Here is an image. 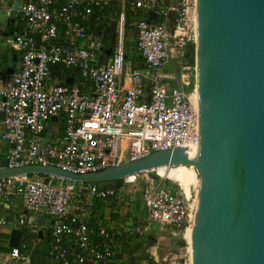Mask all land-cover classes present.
Listing matches in <instances>:
<instances>
[{
  "label": "built area",
  "instance_id": "1",
  "mask_svg": "<svg viewBox=\"0 0 264 264\" xmlns=\"http://www.w3.org/2000/svg\"><path fill=\"white\" fill-rule=\"evenodd\" d=\"M18 4L8 13L17 11L24 28L4 43L19 53L20 66L0 78V159L7 158V167L56 166L84 174L158 150L198 147L196 86L184 59L197 37L196 0ZM175 57L179 66L171 75L163 68ZM64 68L79 80L65 76ZM43 175L1 178L0 197L18 198L28 212L53 219L45 253L52 264H106L119 253L111 228L90 221L97 199L124 206L139 199L146 221L173 236L184 237L193 225L194 196L157 170L127 176L118 186ZM34 254V247L20 244L0 252V264H33Z\"/></svg>",
  "mask_w": 264,
  "mask_h": 264
},
{
  "label": "water",
  "instance_id": "2",
  "mask_svg": "<svg viewBox=\"0 0 264 264\" xmlns=\"http://www.w3.org/2000/svg\"><path fill=\"white\" fill-rule=\"evenodd\" d=\"M196 22L195 158L176 147L84 174L44 165L10 168L3 158L0 179L39 173L109 183L162 166L194 165L200 183L193 264H264V0H196ZM14 71L8 65L1 78ZM22 235L13 228L10 247H19Z\"/></svg>",
  "mask_w": 264,
  "mask_h": 264
},
{
  "label": "crops",
  "instance_id": "3",
  "mask_svg": "<svg viewBox=\"0 0 264 264\" xmlns=\"http://www.w3.org/2000/svg\"><path fill=\"white\" fill-rule=\"evenodd\" d=\"M19 1L0 0V78L4 75L5 68L12 64L10 61L20 60L19 53L7 48L4 43L6 36L22 31L24 28V20L17 11L8 13V8L11 5L15 8V3ZM8 52H10L9 57ZM19 66L20 63L14 68L17 69ZM0 217L6 220L5 224H0V252L2 254H6L11 248L9 240L12 229L19 228L23 231L20 244L28 245L29 243L35 248L33 264H52V259H48L45 255L52 239L50 223L53 219L51 217L37 216L28 212L18 198L6 201L2 197H0ZM22 218L26 223H20ZM90 221L107 224L111 228L113 241L120 245L119 253L106 264H161L160 259L164 257H158L161 247L171 249L172 246L171 242H166L169 237L173 236L171 232L166 230L163 234V231L157 228L159 227L157 224L146 221L145 211L139 199L134 205L129 206L111 200L97 199ZM43 222L45 226L41 227ZM34 224L37 225L36 228H33ZM144 226L147 227L146 231H141ZM163 242L166 244L162 245Z\"/></svg>",
  "mask_w": 264,
  "mask_h": 264
},
{
  "label": "rangeland",
  "instance_id": "4",
  "mask_svg": "<svg viewBox=\"0 0 264 264\" xmlns=\"http://www.w3.org/2000/svg\"><path fill=\"white\" fill-rule=\"evenodd\" d=\"M126 35H128V36L131 35V31L128 30ZM133 42H134V37H132L130 43L129 42L127 43V50H129V51L132 50V46L135 45V43L133 44ZM9 54H10V52H8V57L10 56ZM7 62H8V60H7ZM19 63H20L19 59L16 60V61H13V62L10 61V64L13 67H17L19 65ZM177 66H179V58L175 57L173 60L169 61V63L163 68V70L172 75V74H175V69H176ZM59 67L62 69L61 66H59ZM65 72H66L65 76H67L69 74H74L75 77H76V81L79 80V75L75 71L70 70V69H65ZM189 72H190V76H191L192 80L194 78V81H195V67H191L189 69ZM51 78H54V76H52ZM170 80L174 81L173 79H170ZM64 121H65V118L62 117L60 122L63 123ZM176 172H180V173L176 174ZM184 173H185L184 169L175 167V168H173V170L171 172V176H172V178H174L176 180H180V177H181V180H182V176H183ZM39 175L44 176L43 174H39ZM151 176H152V174H151ZM139 180L142 181V179H139ZM58 181L59 180L56 179V182H58ZM68 182H70V181L69 180L65 181V183H68ZM167 183L174 187V184L171 183L170 181H167ZM101 184H108V183H103L102 182ZM192 189H194V190H192V194L194 195L195 190H196L195 186L192 185ZM20 211H21V209H20ZM157 228L159 229V227H157ZM160 231H163V234H165L166 230L165 231L164 230H160ZM168 231H170V229H168ZM183 239L185 241V238L183 237L182 234H179L177 236H171V237H169L167 239L166 242H168V243L171 242L172 246H171V249H170V247H161V251H159V256L158 257L164 256L163 258H165L167 256L166 259H163V258L160 259L161 260V264H189V256H190V254H189L188 250L190 248L187 245L186 241H185V243H182ZM166 242L165 243L163 242L162 245H165ZM171 257H173V258L170 259Z\"/></svg>",
  "mask_w": 264,
  "mask_h": 264
},
{
  "label": "bare ground",
  "instance_id": "5",
  "mask_svg": "<svg viewBox=\"0 0 264 264\" xmlns=\"http://www.w3.org/2000/svg\"><path fill=\"white\" fill-rule=\"evenodd\" d=\"M193 98H194V102L198 108V98H199V93H198V88H196L194 90V94H193ZM198 152V147H193V148H188L187 153L189 155L190 158H195V156L197 155ZM181 168L185 170V173L182 176V180L180 177V180H176L174 178H172L171 176V172L173 170V168ZM155 170H157L158 172H160L161 175H164L168 180H171L173 182L176 183V185L178 187H180L184 193L187 196H191L192 194V185L195 186L196 190L194 193V205L197 202V194H198V187H199V183H200V179L198 176V170L194 165H190V166H186V165H177V166H171V167H166V166H162V167H158ZM180 172H176V174H179ZM195 215V212H194ZM184 238L185 241L187 243V245L189 246V251H190V257H191V264H193V225L190 226L189 228H187V230L185 231L184 234Z\"/></svg>",
  "mask_w": 264,
  "mask_h": 264
},
{
  "label": "trees",
  "instance_id": "6",
  "mask_svg": "<svg viewBox=\"0 0 264 264\" xmlns=\"http://www.w3.org/2000/svg\"><path fill=\"white\" fill-rule=\"evenodd\" d=\"M128 15H130V13ZM135 56L140 62L142 61V59L139 56H137V55H135ZM184 59H185L186 63H188L191 67H195V42L194 41H191L188 43V45L186 47ZM193 82H194V78H193ZM193 85L194 84H192V86ZM121 182H122V179L114 181V182H109L108 184L118 186ZM28 246H30L29 243H28Z\"/></svg>",
  "mask_w": 264,
  "mask_h": 264
}]
</instances>
